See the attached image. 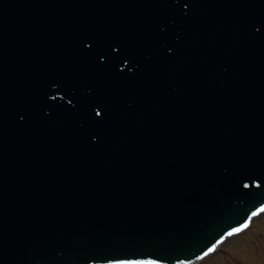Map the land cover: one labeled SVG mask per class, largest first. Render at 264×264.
I'll use <instances>...</instances> for the list:
<instances>
[{"label":"water","instance_id":"95a60500","mask_svg":"<svg viewBox=\"0 0 264 264\" xmlns=\"http://www.w3.org/2000/svg\"><path fill=\"white\" fill-rule=\"evenodd\" d=\"M264 200V0H0V264H185Z\"/></svg>","mask_w":264,"mask_h":264},{"label":"rangeland","instance_id":"374dc122","mask_svg":"<svg viewBox=\"0 0 264 264\" xmlns=\"http://www.w3.org/2000/svg\"><path fill=\"white\" fill-rule=\"evenodd\" d=\"M250 231L232 238L202 264H264V216ZM220 254V255H219Z\"/></svg>","mask_w":264,"mask_h":264},{"label":"bare ground","instance_id":"6f19581e","mask_svg":"<svg viewBox=\"0 0 264 264\" xmlns=\"http://www.w3.org/2000/svg\"><path fill=\"white\" fill-rule=\"evenodd\" d=\"M262 215H263V214H261L259 217H261ZM248 230H249V229H248ZM248 230H246V231H248ZM246 231H245V232H246ZM243 233H244V232H243Z\"/></svg>","mask_w":264,"mask_h":264},{"label":"snow or ice","instance_id":"6c2138e0","mask_svg":"<svg viewBox=\"0 0 264 264\" xmlns=\"http://www.w3.org/2000/svg\"><path fill=\"white\" fill-rule=\"evenodd\" d=\"M245 227H247V225H245Z\"/></svg>","mask_w":264,"mask_h":264}]
</instances>
